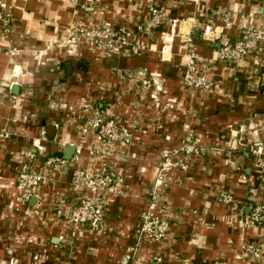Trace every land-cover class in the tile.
<instances>
[{
	"label": "crops",
	"instance_id": "1",
	"mask_svg": "<svg viewBox=\"0 0 264 264\" xmlns=\"http://www.w3.org/2000/svg\"><path fill=\"white\" fill-rule=\"evenodd\" d=\"M156 1L179 20L172 41L162 51L170 32L165 22L142 37L147 46L125 52L83 45L67 50L60 42L78 27L133 29L149 18L151 0H10L11 31L0 25V133H7L0 144V263L214 264L223 258L264 264V222L247 219L249 189L264 195V171L252 153L264 138V42L235 62L218 57L222 39L239 37L243 25L264 29V0ZM207 25L211 39L203 35ZM189 45L220 82L218 90L184 84ZM144 76L158 97L142 88ZM95 109L131 127L132 140L103 144L84 133ZM192 142L200 153L190 156ZM71 144L73 158L59 157ZM94 148L108 153L90 155ZM166 154L173 161L163 172L170 229L165 239L151 241L140 227ZM53 156L66 162L52 167L47 161ZM101 163L121 178L107 192L104 226L75 229L57 215L77 196L73 169L95 170ZM25 165L51 175L28 200L17 187ZM226 192L233 203L223 200ZM250 243L260 247L258 260L240 254Z\"/></svg>",
	"mask_w": 264,
	"mask_h": 264
},
{
	"label": "built area",
	"instance_id": "2",
	"mask_svg": "<svg viewBox=\"0 0 264 264\" xmlns=\"http://www.w3.org/2000/svg\"><path fill=\"white\" fill-rule=\"evenodd\" d=\"M93 8L87 6V11ZM150 16L144 22L135 26L133 29H119L109 24L90 25L87 27H78L70 31L69 35L60 42V45L69 50L72 46L83 45L95 50H116L125 52H136L147 46L142 43V37L151 35L157 28L165 22L170 23V32L164 37L166 49L167 43L172 41L178 25V19L169 18L165 10L157 3L151 0L149 6ZM225 28H230L233 20L226 15L224 17ZM13 24L12 9L10 0H0V25L4 31L9 33ZM203 35L206 39H211L212 28L205 26ZM188 42V41H187ZM264 42V29L253 24H245L239 37L235 39L224 38L218 49V57L224 62H235L246 57L250 52L256 50ZM189 43V42H188ZM187 43V44H188ZM47 49L50 46L46 47ZM186 68L183 74L184 84L196 91L211 92L220 88L219 81L213 80L207 65L199 63L197 52L190 45L185 52ZM142 88L152 92L154 98L158 97V88L152 84V79L144 76L141 79ZM82 130L84 133H93L96 139L103 144H116L118 142H129L133 138V130L127 124L122 123L118 118L110 117L95 109L88 118H86ZM7 133H0V144ZM193 136L190 134L187 140L191 142ZM187 154L193 156L199 154V148L193 142L187 145ZM108 153V149L94 148L90 155L98 156ZM252 153L257 164L264 171V138L256 141L252 146ZM30 157L34 154L30 153ZM48 164L57 167L66 160L59 157H50ZM54 165V166H53ZM190 162L182 161L180 167L184 170L189 169ZM173 166V161L166 154V160L162 164L160 175L156 180L157 189L153 193V199L149 200L148 208L142 216L140 232L149 240L160 241L167 237L170 229L169 208L165 203L163 195L164 174ZM50 172H38L25 165L19 172L17 187L28 199L34 194L40 186L48 184L51 181ZM121 178L109 164L101 163L95 170L83 167H75L72 172V185L77 193L74 201L65 208H59L57 215L62 217L68 224L75 229L85 227L93 231H100L104 226V216L108 203L107 192L115 191ZM262 186H264V172L262 174ZM249 197L253 202L251 211L247 219L253 224L264 222V195H260V189L252 186L249 189ZM223 200L233 203V195L226 192ZM74 229V230H75ZM241 256L258 260L261 256L258 244L250 243L241 250ZM214 264H227L223 258H220Z\"/></svg>",
	"mask_w": 264,
	"mask_h": 264
},
{
	"label": "water",
	"instance_id": "3",
	"mask_svg": "<svg viewBox=\"0 0 264 264\" xmlns=\"http://www.w3.org/2000/svg\"><path fill=\"white\" fill-rule=\"evenodd\" d=\"M71 68H72V64L69 63L68 64V73L71 72ZM17 88L18 87L16 86L15 89H17ZM75 151H76V146L71 144L65 150H63L62 152H59L58 156L63 157L66 160H71L75 154Z\"/></svg>",
	"mask_w": 264,
	"mask_h": 264
},
{
	"label": "trees",
	"instance_id": "4",
	"mask_svg": "<svg viewBox=\"0 0 264 264\" xmlns=\"http://www.w3.org/2000/svg\"><path fill=\"white\" fill-rule=\"evenodd\" d=\"M194 264H201V263H199V262L196 261Z\"/></svg>",
	"mask_w": 264,
	"mask_h": 264
},
{
	"label": "rangeland",
	"instance_id": "5",
	"mask_svg": "<svg viewBox=\"0 0 264 264\" xmlns=\"http://www.w3.org/2000/svg\"><path fill=\"white\" fill-rule=\"evenodd\" d=\"M28 200V199H27ZM151 241H155V240H151ZM161 241V240H160ZM39 260H37V262H38ZM0 264H2V263H0Z\"/></svg>",
	"mask_w": 264,
	"mask_h": 264
}]
</instances>
